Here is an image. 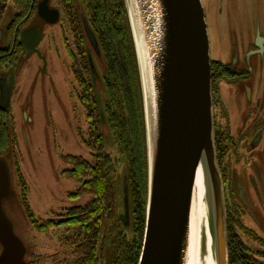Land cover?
Instances as JSON below:
<instances>
[{"label": "water", "instance_id": "obj_1", "mask_svg": "<svg viewBox=\"0 0 264 264\" xmlns=\"http://www.w3.org/2000/svg\"><path fill=\"white\" fill-rule=\"evenodd\" d=\"M48 0L37 6L49 23L58 11ZM132 33L144 107L147 150L145 227L138 264H190L194 187L203 164L216 264H229L227 214L218 166L212 107L208 26L201 0H124ZM86 38L98 52L96 38L81 15ZM2 32L0 31V40ZM41 37L40 27L18 37L25 62ZM264 37H257L258 46ZM264 43V40H263ZM13 79L0 78V110L10 107ZM124 212L130 213L126 179ZM12 194L10 175L0 158V264H29L3 201Z\"/></svg>", "mask_w": 264, "mask_h": 264}, {"label": "rangeland", "instance_id": "obj_2", "mask_svg": "<svg viewBox=\"0 0 264 264\" xmlns=\"http://www.w3.org/2000/svg\"><path fill=\"white\" fill-rule=\"evenodd\" d=\"M2 1L6 4L5 25L13 18L15 8L12 0ZM76 1L80 5L86 2ZM201 3L208 26L212 60L227 62L235 47L242 56L247 40L255 34L256 37H264V0H201ZM30 23L31 19L23 28ZM59 24L44 27L37 46L38 53H31L25 62H20L19 58L15 67L6 65L0 68V75L9 73L13 79L10 108L4 123L9 127L8 131L12 128L16 134L15 140L11 134L8 145L0 151V157L8 166L12 192L3 201V209L25 246L24 260L31 264H74L71 247L66 243L72 232H63L61 228L39 232L32 227L23 207V194L39 223L55 219L65 209L84 205L92 199L87 195L70 199L68 194L75 192L80 182L61 175L66 168L63 156H79L90 163H93V156L82 142V138L87 137V123L69 68V54L63 39L65 27L60 28ZM7 43V40L2 42L0 47ZM260 58L261 67L255 69L250 80L255 95L264 91L263 51ZM219 89L236 128L246 103L240 96L233 95L234 91H239L235 84L221 82ZM99 92L103 103L106 98L103 86ZM10 118L12 122H9ZM103 137L105 151L116 161L117 197L120 201L124 160L119 157L111 129L107 126ZM240 151L243 152L242 149ZM218 166L220 168L219 163ZM234 171L240 176H244L240 172L249 173L241 166H235ZM260 208L261 217L249 220L248 226L264 239V206ZM117 213L122 214L121 204H117ZM122 229L119 224L107 223L100 237L99 252L110 250L116 230L120 232ZM236 230L243 239L240 230ZM122 233L130 240L134 237V229L128 226ZM246 241L256 248L250 240ZM257 249L264 251L261 247Z\"/></svg>", "mask_w": 264, "mask_h": 264}, {"label": "trees", "instance_id": "obj_3", "mask_svg": "<svg viewBox=\"0 0 264 264\" xmlns=\"http://www.w3.org/2000/svg\"><path fill=\"white\" fill-rule=\"evenodd\" d=\"M37 2L38 0H12L15 13L9 23L3 25L6 4L0 0V31L8 42L7 48L0 47V68L17 65L22 52L17 39L18 34L36 11ZM62 3L74 29L72 34L76 50V53H73L74 65L81 64L83 68V72L79 67L74 72L77 82L80 83L83 74H89L87 42L83 36L74 0H62ZM88 5L86 18L97 39L101 56L107 64L108 102L105 110L99 112L93 91H84L85 96H78L87 120V137L82 138V142L92 152L93 163L79 156L65 155L63 162L66 168L61 175L63 178L80 182V187L68 194L70 199H77L83 195L91 196L92 199L84 205L65 209L55 219L43 223H39L35 218L25 194L23 207L31 226L39 232L60 228L66 233L72 232L66 243L71 247L74 264H97L99 241L104 226L107 223H114L121 225L123 229L127 228L120 219V213H117V204H121L123 212V183L126 179L130 213L128 228L134 229V237L130 240L122 233L123 229L120 232L116 230L110 248L111 257L107 259V264H138L145 227L147 150L136 53L124 0H96L95 4ZM211 64L215 66L217 63ZM4 117L5 115L0 121V151L8 145L11 134L14 140L16 136L12 128L8 131L9 127L5 125ZM9 122H12L11 118ZM103 122L109 125L117 153L124 160L120 201L117 197L116 161L105 151ZM215 146L219 158L221 146L217 139ZM238 227L236 222L227 218L229 264H264L260 255L251 252L241 241L236 230Z\"/></svg>", "mask_w": 264, "mask_h": 264}, {"label": "flooded vegetation", "instance_id": "obj_4", "mask_svg": "<svg viewBox=\"0 0 264 264\" xmlns=\"http://www.w3.org/2000/svg\"><path fill=\"white\" fill-rule=\"evenodd\" d=\"M41 1L42 0H38L37 2L36 11L32 13L30 18L31 23L27 27L22 28L20 33L29 27H40L41 37L38 41L39 43L43 35L44 27L59 23L60 28L64 26L65 29L63 39L66 45L67 53L69 54V68L72 74L73 82L76 85L75 91H77V99L80 95L82 97L85 96L84 91H93L99 107V112L100 110L104 111V107L108 102V93L106 89V80L108 77L107 64L105 59L103 60V57L101 56L99 45L98 52H95L87 40L81 18V15H83L88 23L85 11H88V4H95L96 0H86L84 3L86 7L83 3L80 5L76 0H74L76 12L81 20L83 36L87 42L86 51L89 74H83V83L82 81L80 83L77 82L74 76V72L77 67H79L82 72L83 68L81 64H78L77 66L74 65L75 61L73 53H76L72 35L74 29L71 26L69 17L65 13L62 0H48L47 2L49 9H55L58 11V19L54 23H49L38 15L37 6ZM61 11L63 12V17H61ZM6 40L2 32L0 45ZM263 40L261 41L262 46H258L255 34L252 39L246 41V47L244 48L245 50L242 56L238 54L235 47L227 62L223 63L212 60L211 63L215 62L217 64L215 66H212L211 64V86L214 137L218 140L219 145L221 146L218 153L219 158L217 159L220 165L223 180L227 218L239 225L237 229L240 230L243 237V239L241 238V241L245 244V246H247L251 252L260 255L259 257L264 261V251L262 249H257L258 247L264 248V239L248 226L249 220L261 217L260 207L261 205L264 206V91L255 95L250 85V80L255 73V69L260 68L262 64L260 55L262 51L264 52ZM38 43L36 44V48ZM4 46L7 48V44H4L3 47ZM22 54L23 48L19 58H21ZM99 71L101 72V75ZM6 75H0V78L2 79ZM221 82L235 84L239 88V91H234L233 95L240 96L246 103L243 113L239 117V124L236 128L232 125L231 114L227 108L226 101L223 99L222 92L219 89ZM101 86L104 87L106 92V98L103 103L101 102L99 96V89ZM6 111L7 110H0V121ZM106 126L110 129L107 122H103L102 133H104V128ZM259 148L261 149L259 150ZM241 149L243 152L240 151ZM254 152H256V155H254ZM235 166H241L244 170H248L249 173L245 174L240 172L241 174H244V176H240L239 172L234 171ZM120 215L122 214L120 213L119 216ZM246 239L250 240L256 248L254 249L251 247ZM110 251L111 250L98 252V264H107V259L109 260L111 257ZM104 256H106V259L103 260Z\"/></svg>", "mask_w": 264, "mask_h": 264}, {"label": "bare ground", "instance_id": "obj_5", "mask_svg": "<svg viewBox=\"0 0 264 264\" xmlns=\"http://www.w3.org/2000/svg\"><path fill=\"white\" fill-rule=\"evenodd\" d=\"M203 164L198 168L191 213L190 264H216Z\"/></svg>", "mask_w": 264, "mask_h": 264}]
</instances>
